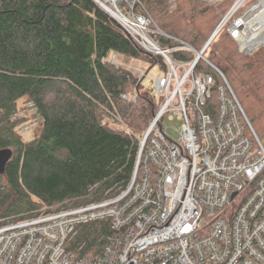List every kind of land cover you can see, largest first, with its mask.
Listing matches in <instances>:
<instances>
[{
  "label": "built area",
  "instance_id": "1",
  "mask_svg": "<svg viewBox=\"0 0 264 264\" xmlns=\"http://www.w3.org/2000/svg\"><path fill=\"white\" fill-rule=\"evenodd\" d=\"M91 1L151 59H162L166 71L151 66L161 72L155 78L160 108L140 138L123 194L0 227V264H264V142L208 58L225 32L244 56L264 51V0H202L220 20L201 49L162 30L142 0ZM176 51L193 58L174 59ZM121 57L110 52L103 62L131 69ZM134 67L138 81L148 76ZM123 98L136 102V92ZM167 118L178 124L176 137L164 126ZM103 220L113 233L102 252L70 247L83 225Z\"/></svg>",
  "mask_w": 264,
  "mask_h": 264
},
{
  "label": "trees",
  "instance_id": "2",
  "mask_svg": "<svg viewBox=\"0 0 264 264\" xmlns=\"http://www.w3.org/2000/svg\"><path fill=\"white\" fill-rule=\"evenodd\" d=\"M171 1L142 0L162 30L201 49L220 20L213 6ZM110 52L149 64V70L158 63L166 71L160 57L151 59L91 0H0V150H13L0 174V227L127 190L140 138L162 100L148 93L130 69L103 62ZM173 57L193 55L176 51ZM208 58L225 74L260 137L264 51L244 56L225 32ZM134 92L136 102L123 98ZM21 99L42 118L30 142L16 131L23 122L16 118ZM216 105L214 95L208 111ZM108 118L127 129L110 127ZM112 233L108 220L83 225L70 247L84 245L82 254H97Z\"/></svg>",
  "mask_w": 264,
  "mask_h": 264
},
{
  "label": "rangeland",
  "instance_id": "3",
  "mask_svg": "<svg viewBox=\"0 0 264 264\" xmlns=\"http://www.w3.org/2000/svg\"><path fill=\"white\" fill-rule=\"evenodd\" d=\"M172 4H174V3L172 2ZM230 5H231V1L227 2L225 4V6H222V10L224 11V10L228 9ZM210 6H213V5H210ZM213 8L216 12V9L214 6H213ZM216 14L218 15L217 12H216ZM219 18H220V16H219ZM121 59L124 62H127L128 64H130V66H131L130 70L134 74H136V72H137V68L134 66L149 70V67H150L149 64H145L143 62H139V61L127 58V57H121ZM160 74H161L160 70L155 67L153 69H150L148 76L143 79L144 89L148 93L153 95L156 99L158 98V93L156 91L155 78L158 77ZM16 118L23 119V122L16 127V131L22 137V140L24 142H30V141L34 140L38 134V131H39L40 126H41V120H42V118L38 115L36 108L33 105H31L30 103H27L23 99H21L17 102ZM254 118H255V116H254ZM256 123H258V122L256 121ZM164 126L168 129L169 133L172 136L176 137V134H175L173 128L178 126L177 123L172 122L167 118L164 122ZM258 130L260 133V139L264 142V123H262L261 125L258 124Z\"/></svg>",
  "mask_w": 264,
  "mask_h": 264
},
{
  "label": "water",
  "instance_id": "4",
  "mask_svg": "<svg viewBox=\"0 0 264 264\" xmlns=\"http://www.w3.org/2000/svg\"><path fill=\"white\" fill-rule=\"evenodd\" d=\"M13 157V150L11 148H5L0 150V174L5 173V169L9 161ZM130 264H133L131 262Z\"/></svg>",
  "mask_w": 264,
  "mask_h": 264
}]
</instances>
